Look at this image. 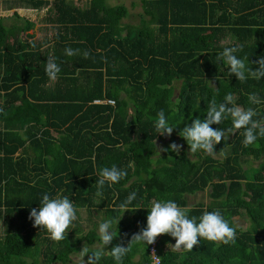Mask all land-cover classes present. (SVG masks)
<instances>
[{
	"label": "trees",
	"instance_id": "obj_1",
	"mask_svg": "<svg viewBox=\"0 0 264 264\" xmlns=\"http://www.w3.org/2000/svg\"><path fill=\"white\" fill-rule=\"evenodd\" d=\"M2 2L4 10L52 4L56 13L46 17L49 26H40L52 30L41 39L30 32L37 24L29 16L17 9L0 14V264H52L86 243L77 220L60 242L33 226L29 215L40 208L43 194L67 196L77 214L103 208L107 220H114L134 191L130 207L137 210L126 211L106 253L118 243L127 246L147 226L141 200L155 197L187 208L197 222L218 209L236 229L232 243L201 239L191 251L165 248L176 240L162 234L156 239L162 264H264V138L245 147L240 129L216 145V154L226 153L222 158L203 151L193 158L179 135L195 118H206L213 96L219 104L227 93L237 105L253 107V119L263 123L264 78L240 81L217 55L242 45L237 57H248L253 70L259 67L254 62L264 56V0H139L137 23L125 20L126 5L107 0L85 6L68 0ZM66 48L79 51L68 56ZM50 55L61 68L52 83L45 72ZM251 93L262 103L249 104ZM105 98L115 103L95 102ZM161 109L174 127L171 136L183 145L180 154L159 150L164 135L155 132L154 122ZM211 126L227 129L231 119ZM163 154L164 160H154ZM252 158L257 168L246 167ZM112 165L128 174L106 183L97 196L98 172ZM249 167L261 178H249ZM204 190L210 200L190 204L189 196ZM238 217L248 220L245 228ZM89 232L99 241L95 227ZM148 247L134 245L124 264H145ZM100 264L115 261L106 254Z\"/></svg>",
	"mask_w": 264,
	"mask_h": 264
},
{
	"label": "clouds",
	"instance_id": "obj_2",
	"mask_svg": "<svg viewBox=\"0 0 264 264\" xmlns=\"http://www.w3.org/2000/svg\"><path fill=\"white\" fill-rule=\"evenodd\" d=\"M35 47V44L32 45ZM242 45L225 47L218 53L217 59L229 67L230 74H234L238 80L246 81L248 78L259 80L264 78V56H261L254 63L259 67L253 70L246 61L248 57L238 58L236 53L242 51ZM79 50L71 48L65 49V54L72 56ZM85 53V57H87ZM61 68L56 62L54 56H48L45 64V72L50 80H56ZM249 104L259 105L262 103L257 93H251L247 97ZM207 115L205 119L199 117L192 120L180 132L189 146L188 153L196 154L203 151L209 155H215L216 145L223 139L226 141L231 134L237 130L244 129L243 144L245 147L254 144L258 138H264V123L261 120L253 119L258 116L253 107L244 108L235 103L233 94L227 93L219 104L215 96L207 105ZM231 119V127L214 129L211 125L222 124L226 119ZM264 119V117H261ZM172 127L167 120L165 111L161 109L157 113V119L154 122V130L157 134L170 137L173 133ZM183 145L172 142L168 148H160L161 151H174L180 154ZM94 159V158H93ZM127 170L121 169L116 165L103 167L98 172L97 196L102 195V189L107 183L109 186L116 184L127 176ZM137 198V193H130L126 200L119 204L122 213L127 210L135 212L137 208L130 207ZM140 208V207H139ZM147 216V226L140 229L139 232L132 234L127 246L118 243L112 246L110 252L106 253V246L111 245L117 237L116 228L113 227L112 219L105 220L98 226L99 241L91 248L84 246L75 257L77 264H100L102 258L109 254L115 264H124V259L131 252L134 245L141 243L150 245L156 242L158 236L162 234L174 237L176 242L172 246V251L181 249L191 251L194 246L200 244V240L229 244L236 239V229L230 226L220 210L205 211L199 222L196 217L189 218L188 209L178 206L175 201H156L151 202ZM123 215V214H122ZM122 217V216H121ZM121 217L115 221L118 225ZM30 220H34V227H39L47 231L49 238L55 242L65 239L68 229L73 222L77 220V209L73 202L67 196L50 197L49 194H43L40 208H32ZM85 256L88 257L85 260ZM154 264H159L155 249L152 253Z\"/></svg>",
	"mask_w": 264,
	"mask_h": 264
},
{
	"label": "rangeland",
	"instance_id": "obj_3",
	"mask_svg": "<svg viewBox=\"0 0 264 264\" xmlns=\"http://www.w3.org/2000/svg\"><path fill=\"white\" fill-rule=\"evenodd\" d=\"M76 5H79V6H85L86 3L89 1V0H68ZM109 4H124L126 5L128 8H129V17L128 18H125V20L127 21H131L132 23H137L139 22V14L141 13L142 11V7L140 6V3H139V0H107ZM3 2L2 0L0 1V14H3L5 16H8L9 14H11L14 9H17L18 12H20L21 14H24V15H27L29 16L31 19H33V21L35 22L36 21V24L37 26L36 27H33V29L30 30V32H33L35 33V38L36 39H41L44 37L45 34H48L50 33L52 30L51 29H40V26H42L43 28H45L46 26H49L50 23H48L46 21V17L48 16H53L55 15L56 11L53 7V5H49L47 8H43V9H40V10H32V9H27V8H22V7H17V8H11V9H2L3 8ZM12 20H15L14 18H11ZM11 20V21H12ZM8 21V20H7ZM53 82V80L51 81V83ZM178 87V83H177V86H176V92H177V88ZM263 110H264V107H263ZM264 123V121H263ZM172 142H176L177 143V140L175 137L173 136H166L164 135V138L160 139L159 141V144H158V147L159 149L160 148H163L164 145L168 144L170 145ZM185 148L188 150L189 146L188 144L186 143L185 144ZM191 157H196L195 154H191V153H188ZM164 156L162 158H159V156H154V160L156 161H162L164 160L167 156L165 154H163ZM224 155H226V153L223 152V154H215L214 156L216 157H220L222 158ZM258 163L259 161L256 160V159H251L250 163L246 166L248 167L249 165L252 166V168H257L258 166ZM248 177L251 178V179H256L257 178H261V173L259 172V170H251V167H249L248 169ZM208 190H204V191H200V192H197L193 195H190L189 196V202L190 204H196L198 202H208L210 200V197H209V194H208ZM153 200H156L155 197H151L149 199V201H147V199L145 198H142L141 200V208L144 210L143 214L145 215V217L147 218L148 216V210L146 207L148 205L149 202H152ZM146 210V211H145ZM126 213V211L124 213H121V216L123 218H127L124 214ZM123 214V215H122ZM107 213H105L104 209L101 208V210L99 211H93L92 215L88 213V211L86 209H80L78 211V214H77V221L79 222V227L81 228V230L83 231V233H87V240H86V243L83 245V247L86 245L88 247H92L93 245L97 244L98 241L96 240L95 237H93V235L89 232L90 228H93L95 227L96 230L98 231V226L100 223L103 222L102 219L104 220H107ZM90 217V218H89ZM122 217L120 220H122ZM120 218L117 217L116 219H114V224H113V227L115 228L116 227V223L115 221H117L118 219ZM236 223L241 225L242 228H245L248 224V220L245 218V217H238L236 218ZM74 224L75 222H73L72 226L70 228H73L74 227ZM70 228L68 230H70ZM173 243L171 244H168V243H164V247H168V246H171ZM82 247V248H83ZM82 250V249H81ZM79 250V251H81ZM79 251L75 250L72 254H71V257L64 260V261H54L52 264H77V261L75 260V257L78 256L79 254ZM88 257L85 256V260H87Z\"/></svg>",
	"mask_w": 264,
	"mask_h": 264
},
{
	"label": "built area",
	"instance_id": "obj_4",
	"mask_svg": "<svg viewBox=\"0 0 264 264\" xmlns=\"http://www.w3.org/2000/svg\"><path fill=\"white\" fill-rule=\"evenodd\" d=\"M95 102H104V103H110V104L115 103V101L111 98L99 99V100H96ZM153 249H155L156 255L158 256L157 260L159 261V264H162L161 251L159 250L160 247H159L158 240H156L154 244L149 245L148 260L146 261L145 264H154L153 257H152Z\"/></svg>",
	"mask_w": 264,
	"mask_h": 264
}]
</instances>
